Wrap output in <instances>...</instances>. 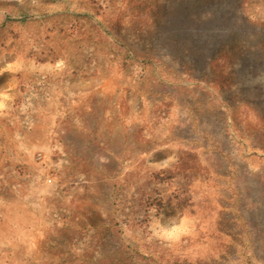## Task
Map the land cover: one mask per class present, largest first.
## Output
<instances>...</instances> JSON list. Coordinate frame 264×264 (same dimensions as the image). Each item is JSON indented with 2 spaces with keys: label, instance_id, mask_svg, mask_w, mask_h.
Masks as SVG:
<instances>
[{
  "label": "rangeland",
  "instance_id": "rangeland-1",
  "mask_svg": "<svg viewBox=\"0 0 264 264\" xmlns=\"http://www.w3.org/2000/svg\"><path fill=\"white\" fill-rule=\"evenodd\" d=\"M0 264H264V0H0Z\"/></svg>",
  "mask_w": 264,
  "mask_h": 264
},
{
  "label": "clouds",
  "instance_id": "clouds-1",
  "mask_svg": "<svg viewBox=\"0 0 264 264\" xmlns=\"http://www.w3.org/2000/svg\"><path fill=\"white\" fill-rule=\"evenodd\" d=\"M64 61L58 60L56 67L62 69ZM194 221L189 217H182L178 221L173 219L165 224L163 214L156 215L153 213L150 216L148 225L149 240H156L166 245H174L179 243L183 238L192 235L194 232Z\"/></svg>",
  "mask_w": 264,
  "mask_h": 264
}]
</instances>
